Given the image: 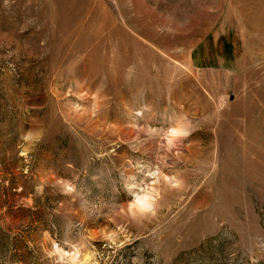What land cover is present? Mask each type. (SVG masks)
Wrapping results in <instances>:
<instances>
[{"label":"rangeland","instance_id":"rangeland-1","mask_svg":"<svg viewBox=\"0 0 264 264\" xmlns=\"http://www.w3.org/2000/svg\"><path fill=\"white\" fill-rule=\"evenodd\" d=\"M57 248L264 264V0H0V264Z\"/></svg>","mask_w":264,"mask_h":264},{"label":"clouds","instance_id":"clouds-1","mask_svg":"<svg viewBox=\"0 0 264 264\" xmlns=\"http://www.w3.org/2000/svg\"><path fill=\"white\" fill-rule=\"evenodd\" d=\"M92 98L93 100H97V96H93ZM189 135L190 133L185 130V127L183 125H178L175 129L170 130L165 137L169 149L174 147L177 141ZM25 139L31 141L33 139L32 134L29 133V135L25 137ZM164 180L173 189H179L182 186V181L178 178H168L167 176H165ZM66 188L69 193L74 191V188H72L71 186L66 185ZM158 198L159 197L157 192L148 189L144 195L137 196V198L129 205V210L134 217H147L150 215L155 216ZM107 238L111 239V237ZM126 242L127 241L122 242L120 245H118V247H124V244ZM113 243H115V241H113ZM56 254H59L61 256L63 264H97L95 260V253H82L79 248L71 253L64 252L61 249L57 248ZM133 264H135V260L133 261Z\"/></svg>","mask_w":264,"mask_h":264}]
</instances>
